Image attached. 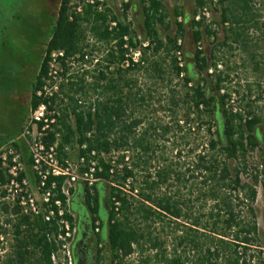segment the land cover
<instances>
[{
    "label": "trees",
    "instance_id": "obj_1",
    "mask_svg": "<svg viewBox=\"0 0 264 264\" xmlns=\"http://www.w3.org/2000/svg\"><path fill=\"white\" fill-rule=\"evenodd\" d=\"M71 1L59 5L29 107L43 104L54 119L44 142L61 160L83 158L80 173L94 163L92 193L81 181L71 192L72 264H131L133 255L136 264H261L251 252L264 181L241 183L240 174L264 122V0H221L211 26L194 20L206 0L171 10L164 0H107L81 12ZM125 36L131 49L147 42L127 66ZM240 70L252 82L234 81ZM170 141L176 157L165 152ZM2 213L13 243L0 264H51L55 226Z\"/></svg>",
    "mask_w": 264,
    "mask_h": 264
},
{
    "label": "built area",
    "instance_id": "obj_2",
    "mask_svg": "<svg viewBox=\"0 0 264 264\" xmlns=\"http://www.w3.org/2000/svg\"><path fill=\"white\" fill-rule=\"evenodd\" d=\"M107 0H77L76 12H81L84 5L94 6L97 3V10H102ZM118 8L127 4L129 0H114ZM221 0H206V4L197 11L194 20H202L204 24L211 26L213 20L212 10L217 8ZM181 22V17L177 18ZM115 23L111 24L114 27ZM213 30L216 26L212 25ZM128 37H123L124 66L129 60L137 63L141 56V48L146 47L147 42H141L137 49H131L127 44ZM178 45L182 40L178 39ZM55 54L52 56L55 58ZM179 67H182L180 52L176 53ZM221 69L220 66H217ZM208 70V74L213 73ZM55 74V73H53ZM43 90L50 93L47 87ZM223 92V91H221ZM41 92L37 93L40 96ZM45 105H39L35 110L29 107V116L21 130L12 138L6 140L0 146V213L7 208L10 214L18 210V215L28 216L31 219H40L44 223L55 226V231L49 234V239L56 246L51 253V264H72L71 243L75 234L66 215H70L69 204L71 192L76 189L79 181L85 183L89 192L92 193L94 184V163H91L87 171L80 173V162L64 159L58 156L56 144L46 145L44 137L49 125L54 119H49ZM25 149V150H24ZM59 180H62L60 183ZM118 204L116 203L115 206ZM117 211V208H115ZM0 253L5 254L9 248L6 247L7 237H12L9 226L0 221Z\"/></svg>",
    "mask_w": 264,
    "mask_h": 264
},
{
    "label": "rangeland",
    "instance_id": "obj_3",
    "mask_svg": "<svg viewBox=\"0 0 264 264\" xmlns=\"http://www.w3.org/2000/svg\"><path fill=\"white\" fill-rule=\"evenodd\" d=\"M76 1L71 2L75 4ZM164 1L169 10L176 5L191 7L190 0H178V4H175L174 0ZM118 2L120 3L119 0ZM60 3L61 0H0V146L21 130L29 116V85L37 74ZM261 20H264V15ZM136 23L139 25V17ZM238 78L242 80L240 84L243 85L245 82H252L253 75L249 70H240L234 75L233 80L236 81ZM230 86L233 87L235 84L232 83ZM262 90L263 93L256 106L260 109L257 111L264 117V83ZM254 96L251 100H256ZM232 98L234 103L231 105L235 107L239 98L237 95ZM159 116L164 117V115ZM164 122L169 120L165 117ZM261 127L264 129V122ZM199 142L200 138L197 139V143ZM170 146L171 141L166 143L165 152L169 153L168 156H178V151L175 149L171 150V153ZM181 151L183 156L184 149ZM245 160L247 168L240 174L241 183H250L255 175L258 176L259 181H264V141L261 148L249 152ZM255 189L257 196L253 209L261 242L253 248L251 254L256 258L260 257V262L263 264L264 196L260 184L256 185ZM183 193L186 194V191L183 190ZM240 206L242 214L245 215L244 204ZM4 220V213H0V221L4 222ZM12 243L13 238L7 237L6 247ZM2 256H4L3 252L0 253V258ZM137 260L138 256L133 255L127 262L136 264Z\"/></svg>",
    "mask_w": 264,
    "mask_h": 264
},
{
    "label": "flooded vegetation",
    "instance_id": "obj_4",
    "mask_svg": "<svg viewBox=\"0 0 264 264\" xmlns=\"http://www.w3.org/2000/svg\"><path fill=\"white\" fill-rule=\"evenodd\" d=\"M32 81V80H31ZM31 83V82H30ZM31 85V84H30ZM30 85H29V89H30ZM256 136L258 138V148H261V144L263 143L264 141V129L261 127V124L257 125L256 127ZM130 153L128 152V155Z\"/></svg>",
    "mask_w": 264,
    "mask_h": 264
}]
</instances>
